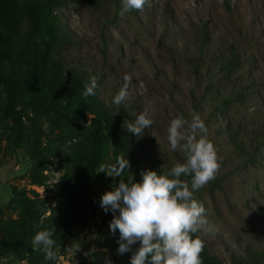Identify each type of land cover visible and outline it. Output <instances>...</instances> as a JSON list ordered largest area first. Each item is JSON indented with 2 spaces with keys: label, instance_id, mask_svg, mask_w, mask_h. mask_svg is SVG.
Here are the masks:
<instances>
[{
  "label": "rangeland",
  "instance_id": "rangeland-1",
  "mask_svg": "<svg viewBox=\"0 0 264 264\" xmlns=\"http://www.w3.org/2000/svg\"><path fill=\"white\" fill-rule=\"evenodd\" d=\"M121 7L122 0H85L54 12L62 25L53 53L60 71L97 78L96 98L119 122L131 167L167 175L186 162L171 150L168 128L178 115L190 121L198 113L221 158L216 179L193 194L217 229L203 237V252L219 264H264V0H150L124 18ZM125 74L133 78L130 97L116 105ZM209 86L217 93L206 103ZM4 97L0 86V264H125L119 231L109 228L113 213L99 201L128 179L99 173L117 159L97 116L65 117L49 98L25 104L17 149ZM141 112L154 124L138 136L125 122ZM181 179L190 185L191 177ZM53 228L58 260L46 261L32 240ZM71 245L81 250L66 252Z\"/></svg>",
  "mask_w": 264,
  "mask_h": 264
},
{
  "label": "clouds",
  "instance_id": "clouds-1",
  "mask_svg": "<svg viewBox=\"0 0 264 264\" xmlns=\"http://www.w3.org/2000/svg\"><path fill=\"white\" fill-rule=\"evenodd\" d=\"M149 2L122 0L119 15L124 18L132 10L143 11ZM132 79L131 74H125L123 87L113 98L114 104L120 105L129 99ZM84 87L85 98L95 95L97 78L90 77V83ZM125 123L128 132L140 136L154 121L147 112H141L134 123ZM167 141L171 150L185 154L186 162L175 164L167 175L142 170L140 182H135L133 175L127 182L120 180L118 186L105 192L99 201L105 213H113L109 228L113 235L119 231L117 254L133 252V246L139 244L130 264H203V237L217 232L206 217L204 205L193 195L215 180L221 168V158L208 139L205 122L198 113H193L190 121L178 115L170 122ZM130 167L128 160L120 158L115 165L101 164L99 173L120 177ZM182 176L191 177L190 185ZM54 231L55 228L39 231L32 240L33 250L43 252L46 261L58 260L54 251L56 241L52 238ZM80 250L81 245L65 249L75 255ZM84 255L87 257L88 253ZM105 264L112 262L106 259Z\"/></svg>",
  "mask_w": 264,
  "mask_h": 264
},
{
  "label": "trees",
  "instance_id": "trees-1",
  "mask_svg": "<svg viewBox=\"0 0 264 264\" xmlns=\"http://www.w3.org/2000/svg\"><path fill=\"white\" fill-rule=\"evenodd\" d=\"M85 0H0V86L5 92L4 110L13 117L14 148H22L24 125L22 122L25 104L36 103L43 98L52 100L54 107H61V114L82 115L93 112L96 123L105 131V140L117 161L126 160L125 137L114 120L101 107L96 93L85 98V84L90 82L78 76L63 74L53 58L56 44L62 37V25L54 14L69 2ZM204 38V27L199 28ZM236 63L230 58L228 64ZM203 63L199 62L196 67ZM217 93L211 86L206 87L204 101H213ZM28 95V102L26 97ZM243 92L240 93L242 97ZM230 99H225V102ZM214 110H218L215 108ZM39 147L37 143L33 150ZM34 152L31 156L34 158ZM140 167L126 169V178L134 176L140 182ZM139 244L133 247V252ZM133 252L125 258L130 264ZM203 264H219L216 259L202 253Z\"/></svg>",
  "mask_w": 264,
  "mask_h": 264
}]
</instances>
